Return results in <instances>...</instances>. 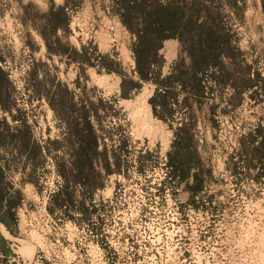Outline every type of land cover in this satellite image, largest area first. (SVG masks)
I'll list each match as a JSON object with an SVG mask.
<instances>
[{"label": "rangeland", "instance_id": "1", "mask_svg": "<svg viewBox=\"0 0 264 264\" xmlns=\"http://www.w3.org/2000/svg\"><path fill=\"white\" fill-rule=\"evenodd\" d=\"M65 1L0 0L1 182L20 202L12 253L0 240V264H264L260 135L258 156H247L249 135L264 129L262 0H205L203 13L229 37L223 65L232 84L246 89L254 80L253 88L230 103L232 87L219 91L210 72L213 96L187 107L174 82L170 111L158 108L164 119L149 103L156 87L135 86L134 38L114 13L120 6L69 0L65 23L56 15ZM178 41L161 50L164 76L178 60ZM124 77L128 98L121 97ZM89 122L99 138L95 152L84 142ZM182 122L192 124L201 158L191 165L204 188L193 199L192 178L179 181L168 165L173 128ZM22 139L31 141L26 153H14L9 145ZM85 152L91 158H82L80 172L76 157ZM58 165L70 176L66 197L56 196L64 181Z\"/></svg>", "mask_w": 264, "mask_h": 264}, {"label": "trees", "instance_id": "2", "mask_svg": "<svg viewBox=\"0 0 264 264\" xmlns=\"http://www.w3.org/2000/svg\"><path fill=\"white\" fill-rule=\"evenodd\" d=\"M113 1L120 6L117 12L114 11V13L120 17L123 25L134 38L132 51L135 59L134 75L137 77V82H134L135 86L138 87L139 82H145L152 83L156 87L149 103L157 117L164 119V116L159 115L158 108L163 113L170 111L168 109V102L172 96L170 90L173 89L172 84L174 82L180 86L179 91L186 94L182 101L186 105L189 103V100H198L202 104V101L205 103L206 98H209L211 95L213 96L212 88L208 84V80H205V76L208 77L210 72L213 74L215 86H219V91H222L221 89L223 88H228V86L232 87V95L229 97L230 103L240 101L239 98L242 97L245 91L253 88L252 82H255L254 80H249L252 82L246 89H238L232 84V74L223 65V59L230 58L225 51L232 49L229 46V37L223 31V28L209 24L203 19L205 18V14L203 13L210 11L205 0H195L192 2L188 0ZM262 3L264 9V0H262ZM70 6L69 0H66L64 6L57 8L56 15L58 20L63 18L62 21L68 23L67 11ZM216 14L220 16L218 11ZM63 22L56 24L54 29H60L64 24ZM168 39H178L181 43V50L178 60L173 62L171 66L170 73L164 76L162 69L165 60L161 54V50ZM47 47L49 52L53 51L51 45L48 44ZM184 56L189 58V64L185 67L182 64ZM191 82L193 83L192 85H190ZM120 91L121 97H129L130 91L125 77L122 80ZM255 94L256 91L251 94V97H255ZM173 100L175 101V98ZM88 128V138L84 139L85 146L92 152H95L99 147V138L95 133L94 126L90 122ZM13 129L14 133L12 135L14 137L17 132H20L21 127H12ZM259 135L262 139V142L259 144L264 147V129L262 126H259L252 135H249L252 137V142L250 143L252 146L251 149L247 150V156H258L260 147L254 146L253 142L256 141ZM30 142L29 140L27 142V140L22 139L20 141L21 145L16 146V144H11L9 147L14 150V153H26L27 145ZM193 143H195V135L193 134L191 123L182 122L176 128H173L168 165L171 174L178 178L179 181L183 182L192 178V183L186 186V190L190 194L189 198L191 199L198 196L204 188L201 172H192L193 167H195L192 166L193 163H201V158ZM40 150V153H42L43 147H40ZM82 158L85 163L91 157L86 152L82 156L76 157L75 165L78 171L82 167ZM3 159L0 154V221L9 229H12L16 224L17 208L20 202L17 197L18 193L14 195L10 187L8 189L2 187L1 176L5 172V164L3 163H6V160ZM57 168L58 173L63 177L64 181L60 184L56 196L62 194L66 197L65 190H67L68 183L71 182L70 176L66 172H63L61 165H58ZM22 172H24V168ZM32 173L33 171H30L28 179L33 182L36 180L32 178ZM261 175H264V169ZM62 206L67 207L66 204H61L60 207L62 208Z\"/></svg>", "mask_w": 264, "mask_h": 264}, {"label": "crops", "instance_id": "3", "mask_svg": "<svg viewBox=\"0 0 264 264\" xmlns=\"http://www.w3.org/2000/svg\"><path fill=\"white\" fill-rule=\"evenodd\" d=\"M12 234H13L12 229H9L4 223L0 221V240L5 243L6 247H8V250H5V255L6 254L10 255L12 253V249H13L12 248V240H13Z\"/></svg>", "mask_w": 264, "mask_h": 264}, {"label": "bare ground", "instance_id": "4", "mask_svg": "<svg viewBox=\"0 0 264 264\" xmlns=\"http://www.w3.org/2000/svg\"><path fill=\"white\" fill-rule=\"evenodd\" d=\"M24 251H26L27 253H29V252H30V249H29V247L25 248V250H24Z\"/></svg>", "mask_w": 264, "mask_h": 264}]
</instances>
